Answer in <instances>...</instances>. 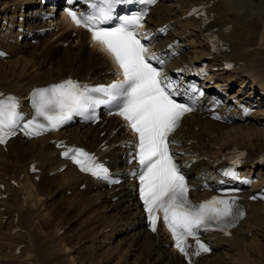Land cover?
Returning <instances> with one entry per match:
<instances>
[{
    "label": "bare ground",
    "instance_id": "1",
    "mask_svg": "<svg viewBox=\"0 0 264 264\" xmlns=\"http://www.w3.org/2000/svg\"><path fill=\"white\" fill-rule=\"evenodd\" d=\"M193 3L205 4L209 18L205 25L202 17H182ZM41 8L39 0H0V47L9 53L0 55V90L25 94L33 85L47 84L67 74L92 82L108 76V53L97 43L89 45L86 31L71 28L66 17L62 16L52 29L43 33L39 30L53 22L41 19ZM147 21L153 28L159 24L168 26L164 35L157 36L156 43L161 53L169 54L171 47L179 51L169 63L200 64L209 52L212 33L218 34L227 46L206 59L208 67L218 68L198 78L225 121L211 119L206 112L209 106L202 100V111L186 115L173 136L182 150L190 181L198 186L192 195L200 198L208 194L199 185L217 179L218 167L224 164L230 147L245 151L243 171L257 179L243 196H248L254 187L264 188V0H158ZM224 59L233 60L234 67H220ZM236 82L239 88L230 94ZM254 102L257 110L243 116L242 106ZM127 136L121 122L108 117L96 125L77 123L48 136H16L8 141L6 151L0 146V185H4V189L0 188V264H107V260L112 264H146L136 249L124 251L125 234L138 243L137 247L145 245L144 251L153 256L151 264H185L167 245L164 230L151 234L145 229L142 210L133 194L134 181L129 180L128 173L125 182L104 188L101 181L70 165L60 171L64 161L50 141L66 139L96 150L115 173L120 170L124 174L127 165L122 144ZM105 145L107 148L102 149ZM31 164L39 171L30 172ZM81 184H85L84 189ZM246 204V217L230 235L207 233L213 250L195 264H264V200ZM59 205L66 208L65 212L78 209L82 213L94 208L92 227L100 236L93 233L92 244L80 240L78 248L56 240L60 230L52 211ZM47 224L54 226L53 232L44 231ZM28 228H32L31 232ZM17 243L23 244L19 254L15 251ZM121 252L132 262H123L124 256L120 261ZM97 256L100 258L94 259ZM146 258L147 255L143 260Z\"/></svg>",
    "mask_w": 264,
    "mask_h": 264
},
{
    "label": "snow or ice",
    "instance_id": "2",
    "mask_svg": "<svg viewBox=\"0 0 264 264\" xmlns=\"http://www.w3.org/2000/svg\"><path fill=\"white\" fill-rule=\"evenodd\" d=\"M122 2L125 0H94L89 14L78 16L70 8L68 15L78 27L86 28L93 41L113 57L123 79L97 87L68 79L37 89L33 93L35 117L23 123L22 128L28 135H39L101 104L114 106L116 114L127 122L137 137L139 191L152 231H156L157 213L162 211L163 221L175 239L176 248L187 255L189 237L196 238L200 229L213 225L221 230L234 226L235 219L243 216V212L234 210V197H213L198 205L190 202L185 176L170 151L169 145L173 141L169 136L179 126L183 115L192 109L174 99L176 85L163 77L161 70L150 62L156 60L162 65L163 60L149 56L148 48L137 38L135 29L142 26L143 15L126 16L119 26L102 27L112 20L115 6ZM144 2L151 4L155 0ZM18 108L15 97L0 94V143L14 135L17 126L21 125L24 117ZM41 117L46 123L39 122ZM63 155L70 156L81 171L109 179L108 168L98 163L94 155L79 148H69ZM196 243V255L209 251L198 238Z\"/></svg>",
    "mask_w": 264,
    "mask_h": 264
},
{
    "label": "rangeland",
    "instance_id": "3",
    "mask_svg": "<svg viewBox=\"0 0 264 264\" xmlns=\"http://www.w3.org/2000/svg\"><path fill=\"white\" fill-rule=\"evenodd\" d=\"M10 9H12V5L9 7ZM9 9V10H10ZM59 52V51H58ZM57 53V52H56ZM240 85V83L239 82H237L234 86H233V89L231 90V93L230 94H232L234 91H237L238 90V86ZM237 86V87H236ZM236 88H237V90H236ZM12 154V153H11ZM72 193V192H71ZM67 195H70L69 193L67 194ZM64 206H57L56 208H55V210H54V212L52 211V213H53V218H56V220L58 219V223H59V230L61 231L62 230V232H60L59 231V237L56 239V240H58V241H62V243L63 244H65V245H68V247H72V248H78V243L77 242H79L80 240L81 241H83V240H85V241H89L88 242V244L90 243V244H92V242H90L91 241V238H92V235H93V233L94 234H97V235H99L100 236V234L99 233H97V230H93V227L92 226H94L93 224H94V221H95V211H94V208H91V209H89V210H87V212H86V210L84 211V212H80L78 209H72V210H69V211H66L65 212V207L63 208ZM63 210V211H62ZM57 211V212H56ZM91 212V211H93V212H91V213H89V212ZM56 212V213H55ZM69 213V214H68ZM94 213V214H93ZM58 215V217H57V215ZM89 215V216H88ZM91 215V216H90ZM61 216V217H60ZM88 216V217H87ZM73 217V219H71ZM76 217V218H75ZM46 226H49V227H46ZM45 226V228H44V231H47V229L49 230L48 232H53V228H54V226H50L49 224H47ZM53 227V228H52ZM62 229H61V228ZM87 227V228H86ZM90 227H92V228H90ZM31 229L32 228H28V230L31 232ZM81 229L83 230V231H81ZM51 230V231H50ZM85 230V231H84ZM55 231H56V229H55ZM77 232H80V233H82L81 235H80V233H77ZM87 232V233H86ZM73 233V234H72ZM62 234V235H61ZM73 236H72V235ZM80 236H78V235ZM86 234V235H85ZM65 237H64V236ZM67 235V236H66ZM68 235H71L72 236V238H68ZM41 236H43V234H41ZM61 236V237H60ZM88 237V238H87ZM86 238H87V240H86ZM63 239V240H62ZM79 239V240H78ZM125 239H126V243H125V249H124V251L126 250L127 252H129V251H135V249H136V251L138 252V255L141 257V260L142 261H144V262H146V264H151V262H152V259H153V256H151L148 252H145L144 251V248H145V245H140L139 247H137L138 246V243L132 238V237H130V236H128L127 234H125ZM131 239H133V240H131ZM131 240V241H130ZM24 241H26V240H24ZM22 242V243H25V242ZM20 242V243H21ZM76 242V243H75ZM134 242V243H133ZM20 243H17V244H20ZM26 244V243H25ZM47 244V243H46ZM53 244H55V242L54 243H52V245L50 246V245H46L47 247H49L50 246V249L51 248H53L54 246H53ZM74 244V245H73ZM144 248H143V247ZM127 247V248H126ZM135 247V248H134ZM140 247H142V248H140ZM133 248V249H132ZM142 250V251H140V249ZM78 250V249H77ZM17 254H19V253H17ZM122 255V256H121ZM126 254H124L123 252H121L120 254H119V260L120 261H122V260H124L123 262H127L128 260H130V262H132V258H130V259H126V256H125ZM142 255V256H141ZM148 256V258H146L145 260H143L144 258H145V256ZM124 256V257H123ZM125 258V259H123V258ZM100 258V256H97V257H94V259H96V260H98ZM121 258H122V260H121ZM107 259H105V261H106ZM108 261V262H107ZM106 262H107V264H112V263H110V261L109 260H107ZM105 262V263H106Z\"/></svg>",
    "mask_w": 264,
    "mask_h": 264
}]
</instances>
